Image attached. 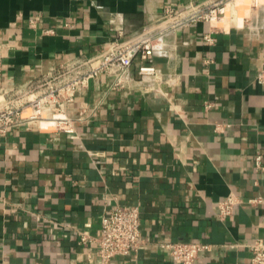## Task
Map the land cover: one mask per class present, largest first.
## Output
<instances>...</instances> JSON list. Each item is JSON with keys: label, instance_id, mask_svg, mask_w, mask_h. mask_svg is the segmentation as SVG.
Wrapping results in <instances>:
<instances>
[{"label": "crops", "instance_id": "1", "mask_svg": "<svg viewBox=\"0 0 264 264\" xmlns=\"http://www.w3.org/2000/svg\"><path fill=\"white\" fill-rule=\"evenodd\" d=\"M207 1L0 0V95L99 57L165 8ZM251 2L167 33L156 80L137 75L139 60L90 79L66 109L75 138L48 119L0 137V264H100L102 215L128 207L143 243L111 264H178L162 246L173 242L210 246L194 264H250L247 246L264 241V171L253 163L260 152L264 165V10L250 15ZM228 196L237 205L221 220Z\"/></svg>", "mask_w": 264, "mask_h": 264}, {"label": "built area", "instance_id": "2", "mask_svg": "<svg viewBox=\"0 0 264 264\" xmlns=\"http://www.w3.org/2000/svg\"><path fill=\"white\" fill-rule=\"evenodd\" d=\"M221 4V0H208L207 3L191 6L186 13L165 8L156 21L145 26L136 37L111 42L99 57L67 61L15 91L7 102L0 95V137L25 123L48 119L54 122L56 131L75 138V127L67 117L66 109L90 79L105 72L116 73L121 77L127 73L134 60H139L137 75L141 79L156 80L158 71L153 65L156 43L167 33L191 22L218 21L224 14V6L220 7ZM204 39L209 41L206 37ZM257 80L264 85V63L257 74ZM206 107L210 108L211 105L207 104ZM253 163L255 171H264L260 152L255 153ZM262 200L258 197L249 203L258 204ZM235 205L237 202L232 196L220 201L217 204L219 219L229 217ZM81 240L86 241L85 238ZM142 243L137 207L115 208L102 215L100 237L97 239L100 264H111L117 257L131 255L137 252ZM162 246L171 260L178 264H194L201 253L210 249L209 245L198 242H173ZM247 248L251 253L250 264H264L263 240H255Z\"/></svg>", "mask_w": 264, "mask_h": 264}, {"label": "rangeland", "instance_id": "3", "mask_svg": "<svg viewBox=\"0 0 264 264\" xmlns=\"http://www.w3.org/2000/svg\"><path fill=\"white\" fill-rule=\"evenodd\" d=\"M222 1V4L220 5V7L221 6H224V8L226 7V4L229 2V1H232V0H221ZM252 1H254V0H252ZM234 2V1H233ZM225 4V5H224ZM254 4V6L251 8V11H250V15L251 14H253L254 12H256V11H263L264 10V5H262V3H258V4H256V3H253ZM256 4V5H255ZM223 8V9H224ZM227 8V10H229V9H231L232 11H234V4H232V5H229L228 7H226ZM224 15V14H223ZM223 17V16H222ZM221 17V18H222ZM230 20L232 21V22H234L235 23V21H236V16L234 15V14H231V16H230Z\"/></svg>", "mask_w": 264, "mask_h": 264}, {"label": "bare ground", "instance_id": "4", "mask_svg": "<svg viewBox=\"0 0 264 264\" xmlns=\"http://www.w3.org/2000/svg\"><path fill=\"white\" fill-rule=\"evenodd\" d=\"M233 1H234V0H232L231 2H228V3L226 4V7L229 6V5H232V4H233ZM256 1H257V0H254V1H252V2L255 3ZM250 2H251V0H250ZM252 2H251V3H252ZM226 7H225V8H226ZM225 8L223 9V13H225Z\"/></svg>", "mask_w": 264, "mask_h": 264}]
</instances>
